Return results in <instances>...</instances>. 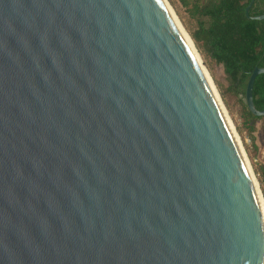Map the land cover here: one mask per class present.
<instances>
[{
  "label": "water",
  "instance_id": "1",
  "mask_svg": "<svg viewBox=\"0 0 264 264\" xmlns=\"http://www.w3.org/2000/svg\"><path fill=\"white\" fill-rule=\"evenodd\" d=\"M196 53L166 0H0V264H264Z\"/></svg>",
  "mask_w": 264,
  "mask_h": 264
},
{
  "label": "trees",
  "instance_id": "2",
  "mask_svg": "<svg viewBox=\"0 0 264 264\" xmlns=\"http://www.w3.org/2000/svg\"><path fill=\"white\" fill-rule=\"evenodd\" d=\"M251 0H181L193 26L189 33L199 51L223 65L231 89L243 99L245 117L254 116L246 104V87L254 68L264 67V19H249L246 8ZM250 16L264 14V0H255ZM254 103L264 109V74L255 81ZM253 132L254 128L251 127Z\"/></svg>",
  "mask_w": 264,
  "mask_h": 264
},
{
  "label": "rangeland",
  "instance_id": "3",
  "mask_svg": "<svg viewBox=\"0 0 264 264\" xmlns=\"http://www.w3.org/2000/svg\"><path fill=\"white\" fill-rule=\"evenodd\" d=\"M170 10L182 25L185 33L190 37L189 28L193 21L189 18L181 0H166ZM192 43L193 40L191 39ZM195 44V43H194ZM201 62L213 84L215 91L225 109L227 117L240 142L247 163L251 169L255 183L259 189L264 204V131L263 120L249 121L245 117L243 99L231 89V83L227 79L224 67L209 57H205L197 48ZM254 131L251 132L250 128ZM258 160V161H257Z\"/></svg>",
  "mask_w": 264,
  "mask_h": 264
},
{
  "label": "bare ground",
  "instance_id": "4",
  "mask_svg": "<svg viewBox=\"0 0 264 264\" xmlns=\"http://www.w3.org/2000/svg\"><path fill=\"white\" fill-rule=\"evenodd\" d=\"M171 10H172V9H171ZM171 10H170V11H171ZM171 13L173 14L172 11H171ZM173 17L175 18V20L177 21L179 27H180L181 30L183 31V35L185 36V39L187 40V42L189 43V45L192 47V49H193V50L195 51V53H196V50H195L194 44L192 43V41H191V39L189 38V36L187 35V33H185V31H184L182 25H181V24L178 22V20L176 19L177 17H175L174 14H173ZM196 54H197V53H196ZM197 57H198V55H197ZM204 69H205V68H204ZM205 74H206L208 80L211 82V80H210V78H209V76H208L206 70H205ZM211 85H212V83H211ZM213 89H214V87H213ZM215 92H216V91H215ZM221 104H222V103H221ZM222 107H223V105H222ZM223 110L225 111L224 107H223ZM235 135H236V134H235ZM236 137H237V136H236ZM237 141L239 142L238 138H237ZM239 144H240V142H239Z\"/></svg>",
  "mask_w": 264,
  "mask_h": 264
},
{
  "label": "built area",
  "instance_id": "5",
  "mask_svg": "<svg viewBox=\"0 0 264 264\" xmlns=\"http://www.w3.org/2000/svg\"><path fill=\"white\" fill-rule=\"evenodd\" d=\"M258 161V160H257Z\"/></svg>",
  "mask_w": 264,
  "mask_h": 264
}]
</instances>
